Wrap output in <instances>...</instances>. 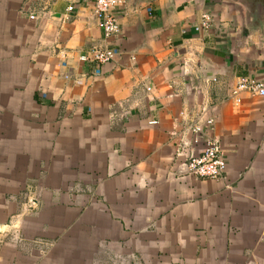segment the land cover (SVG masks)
I'll return each instance as SVG.
<instances>
[{"label": "crops", "instance_id": "crops-1", "mask_svg": "<svg viewBox=\"0 0 264 264\" xmlns=\"http://www.w3.org/2000/svg\"><path fill=\"white\" fill-rule=\"evenodd\" d=\"M248 3L125 0L107 41L95 0H0V264H264V97L233 95L264 83ZM193 126L223 179L188 173Z\"/></svg>", "mask_w": 264, "mask_h": 264}, {"label": "built area", "instance_id": "built-area-1", "mask_svg": "<svg viewBox=\"0 0 264 264\" xmlns=\"http://www.w3.org/2000/svg\"><path fill=\"white\" fill-rule=\"evenodd\" d=\"M125 4V0H95V13L102 17L100 28L103 31L104 38L108 41L117 37L121 32L120 20L117 16V10ZM74 7H70L72 12ZM37 15H32L31 19L36 20ZM202 24L197 28L210 29L212 18L210 15H204ZM121 54L119 48L94 47L89 51L87 56L81 57V62L94 63L101 67L112 62ZM96 74L100 75L101 71L97 68ZM250 93L264 97V83L249 77H242L238 80L233 95L241 102L240 95ZM214 121H209L212 125ZM153 125L157 122L153 121ZM194 135V145L198 146L203 140L204 149L200 154H190L187 164V170L190 175L201 179L220 180L223 179L227 171V160L223 151L222 142L217 138L205 139L202 128L198 126L191 127Z\"/></svg>", "mask_w": 264, "mask_h": 264}, {"label": "water", "instance_id": "water-1", "mask_svg": "<svg viewBox=\"0 0 264 264\" xmlns=\"http://www.w3.org/2000/svg\"><path fill=\"white\" fill-rule=\"evenodd\" d=\"M248 8L250 10V21L248 24L253 40L259 41L264 39V1L249 0Z\"/></svg>", "mask_w": 264, "mask_h": 264}]
</instances>
